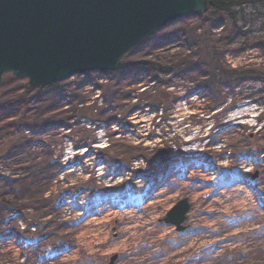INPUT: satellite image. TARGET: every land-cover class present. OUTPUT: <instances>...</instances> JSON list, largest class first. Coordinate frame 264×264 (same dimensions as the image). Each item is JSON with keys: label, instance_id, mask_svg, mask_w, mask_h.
<instances>
[{"label": "rangeland", "instance_id": "obj_1", "mask_svg": "<svg viewBox=\"0 0 264 264\" xmlns=\"http://www.w3.org/2000/svg\"><path fill=\"white\" fill-rule=\"evenodd\" d=\"M263 43L264 0H251L235 23L187 16L159 30L123 75L26 90L4 74L0 264H264ZM198 50L227 74L213 92ZM183 199L177 232L160 221Z\"/></svg>", "mask_w": 264, "mask_h": 264}, {"label": "water", "instance_id": "obj_2", "mask_svg": "<svg viewBox=\"0 0 264 264\" xmlns=\"http://www.w3.org/2000/svg\"><path fill=\"white\" fill-rule=\"evenodd\" d=\"M209 8L210 0H0V85L6 73L26 78L24 88L33 90L112 72L155 31ZM168 157L167 150L158 154L162 163ZM189 209L180 200L163 222L183 231Z\"/></svg>", "mask_w": 264, "mask_h": 264}, {"label": "trees", "instance_id": "obj_3", "mask_svg": "<svg viewBox=\"0 0 264 264\" xmlns=\"http://www.w3.org/2000/svg\"><path fill=\"white\" fill-rule=\"evenodd\" d=\"M251 0H210V10L204 15L209 16V19H216L220 14L225 15L229 20L232 21V23L236 22V19L238 17V15L241 13L242 9H243V5H245L246 3L250 2ZM236 31H238V29H236ZM264 46V43H263ZM199 52H201V54L204 56L203 60L207 61L210 65H211V74H209V80L208 82L204 83L205 89H208V91L213 92V88L215 87L216 83L215 80L219 79L220 81H222L223 79H225V77L227 76V74H225L222 71V66H221V62L219 60H217L213 55L212 52H209V50H198ZM133 52V51H132ZM128 56V54L126 55ZM125 56V57H126ZM184 62H187L186 60ZM140 64L146 65L145 67H147V71L150 73H155L156 68V62L154 61H150V60H142L139 61ZM193 63V61H188V64ZM184 65L180 64L177 67V71L181 72L182 68L185 66H181ZM129 69L128 64L125 63H121L118 67V69L115 72L112 73H105L102 76H113L116 77V75H123V73ZM187 69V66H186ZM231 73H240L241 77L244 79H249L252 78V76H254V72H252V70H248V69H243V70H239V69H231L230 71ZM228 72V73H230ZM233 76L230 75L229 78H232ZM61 84H55L53 85V87H58ZM62 86V85H61ZM159 98V97H157ZM161 98H159L160 100Z\"/></svg>", "mask_w": 264, "mask_h": 264}]
</instances>
